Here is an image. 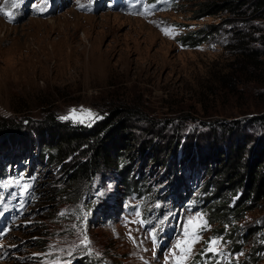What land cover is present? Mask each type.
<instances>
[{
    "label": "rangeland",
    "instance_id": "obj_1",
    "mask_svg": "<svg viewBox=\"0 0 264 264\" xmlns=\"http://www.w3.org/2000/svg\"><path fill=\"white\" fill-rule=\"evenodd\" d=\"M19 5L12 21L0 13V121L20 124L0 132V157L16 166L15 151L27 145L18 170L28 181L0 175V264H174L170 252L183 238L182 224L196 213L204 214L209 227L188 264H204L195 256L211 237L227 242L219 247L229 259L220 264H264V198L245 209L229 198L221 220L175 207L160 198L169 187L166 166L142 152L126 178L140 176L148 195L129 198L130 210L122 212L123 175L116 169L99 163L67 181L68 170L88 157L82 141L70 142L61 165L38 156L40 138L52 130L44 123L47 114L88 130L59 119L81 106L102 118L112 117L117 104L121 111L131 107L138 112L136 134H146L140 128L152 121L153 132L180 139L178 152L209 125L264 113V67L250 79L234 70L223 34L193 48L177 41L187 30L216 24L221 13L194 18L193 0L162 7L147 0H19ZM41 7L46 10L38 11ZM165 27L174 35L166 36ZM136 145L131 141V148ZM196 166L182 165L187 176L181 187L202 196ZM24 184L29 188L22 189ZM141 219L143 224L131 223ZM85 232L91 252L77 247ZM204 258L217 260L212 253Z\"/></svg>",
    "mask_w": 264,
    "mask_h": 264
},
{
    "label": "trees",
    "instance_id": "obj_2",
    "mask_svg": "<svg viewBox=\"0 0 264 264\" xmlns=\"http://www.w3.org/2000/svg\"><path fill=\"white\" fill-rule=\"evenodd\" d=\"M177 0H147L149 6L158 7L166 4L175 5ZM195 8L192 10L194 18L221 13V20L216 24H206L198 28L187 30L177 38L183 47L193 48L200 43L223 34L222 45L233 56L229 65L236 71L246 72L244 75H262L264 67V0H193ZM237 73V72H235ZM264 80V79H263ZM264 82V81H263ZM130 108V109H129ZM121 111L118 104L111 110L112 117H104L95 121L88 130L77 126L61 124L49 113L44 118L45 126L51 127V132L38 143V156L53 164L61 165L67 157V149L72 141H82L84 153L88 154L79 160L75 167L68 172L74 182L77 175L87 174L96 164L103 163L119 171L123 177L122 212L129 211V198L136 200L146 197L148 189L140 176L126 178L132 171L133 160L149 154V160L160 162L166 166L168 188L160 196L172 205L180 204L184 210L198 209L208 213L216 220L224 219L229 208V198L236 197V206L246 208L249 203H257L264 198V113H257L250 117L234 118L222 124L209 125L206 132L194 136L188 145L181 143V152L177 151L180 139L169 133L160 135L153 132L154 123L141 127L146 134L138 135L133 116L138 112L131 111V107ZM121 111V112H120ZM118 112L113 117V113ZM139 117H141L139 115ZM144 118V117H142ZM0 121V132L4 129L17 127ZM64 127V134H59ZM160 131V130H159ZM162 131V130H161ZM42 137V136H41ZM131 141H136L135 148H131ZM27 145L15 151L16 166L9 165L5 158L0 157V175L28 181L23 177V171L18 168L23 164V156ZM83 155V154H82ZM187 162L191 169L196 166L198 186L201 195L193 196L189 186H182V180L187 176L182 165ZM74 165V164H73ZM72 165V166H73ZM71 166V167H72ZM182 169V171H180ZM31 178L35 175L28 171ZM35 178V176H34ZM171 184V185H170ZM211 188L209 192L204 189ZM4 189L0 188V193ZM144 210L143 218L147 217ZM108 216V215H107ZM108 218H110L108 216ZM204 264H217L214 258L195 256ZM220 264V262H219Z\"/></svg>",
    "mask_w": 264,
    "mask_h": 264
},
{
    "label": "snow or ice",
    "instance_id": "obj_3",
    "mask_svg": "<svg viewBox=\"0 0 264 264\" xmlns=\"http://www.w3.org/2000/svg\"><path fill=\"white\" fill-rule=\"evenodd\" d=\"M19 0H10V4L7 3L4 6H0V13H3L4 16L9 20H14V10L19 8ZM33 7H37L33 5ZM81 7H86L85 5H81ZM45 8H38V11L43 12ZM166 36L174 35V31L169 28L165 27L162 29ZM102 117L95 113L92 109L84 108L81 106L79 109L72 108L69 110V114L65 116L59 117L61 120H70L75 123L86 124L87 126H91L96 120L101 119ZM10 183H19V181H14ZM22 189H28L29 185L24 184L21 185ZM61 215H65L64 212ZM137 216H140L141 213L139 211L136 212ZM166 219V218H165ZM131 223H140L143 224L144 221L141 220H133ZM164 221H161L163 224ZM209 227L207 219L205 218L204 214L196 213L193 216L187 218L186 223L182 224V233L183 238L178 239L177 243L174 245V248L171 250L170 255L174 258V264H188L189 259H191L193 255V248L194 245L199 243L202 239L201 233L207 230ZM151 237L155 241L156 238V229L151 231ZM129 238L133 239L135 242V238L132 237L131 232H129ZM206 247L199 253L200 256L204 257L207 256L208 253H212L213 256L217 257V264H219L221 259H229L223 253V250L219 247L221 244H226L227 242L223 240L222 237H211L208 241L205 242ZM91 241L88 239L86 232L83 234L82 239L80 240V244L77 247H84L87 248L89 252L92 249L89 247ZM177 250H179V255H177Z\"/></svg>",
    "mask_w": 264,
    "mask_h": 264
}]
</instances>
